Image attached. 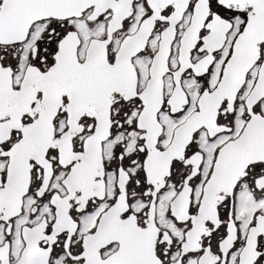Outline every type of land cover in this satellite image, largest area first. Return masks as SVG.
<instances>
[{"label":"snow or ice","instance_id":"1","mask_svg":"<svg viewBox=\"0 0 264 264\" xmlns=\"http://www.w3.org/2000/svg\"><path fill=\"white\" fill-rule=\"evenodd\" d=\"M0 264H264V0H0Z\"/></svg>","mask_w":264,"mask_h":264}]
</instances>
